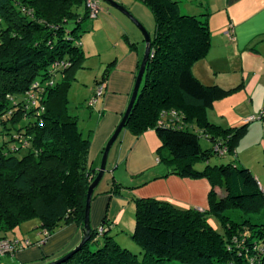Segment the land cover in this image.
<instances>
[{
    "label": "trees",
    "instance_id": "obj_1",
    "mask_svg": "<svg viewBox=\"0 0 264 264\" xmlns=\"http://www.w3.org/2000/svg\"><path fill=\"white\" fill-rule=\"evenodd\" d=\"M88 1L0 0V239H18L11 234L29 221H36L40 235L47 231L51 236L71 224L83 227L87 192L98 173L89 159V136L68 113V96L86 59L75 32L90 18ZM137 1L152 11L155 30L125 129L134 137L154 130L161 143L159 161L171 174L207 179L208 209L181 210L155 199H134L131 238L142 249L141 257L109 235L105 217L92 228L90 240L61 264H264V219L258 217L264 191L258 180L235 162L208 163L219 156L218 146L232 153L248 125L225 129L207 119L217 101L240 89L204 85L192 72L212 46L210 14H183L175 0ZM57 64L67 66L56 69ZM113 66L106 67L98 86ZM202 137L210 149H202ZM198 161L207 163L203 170H195ZM123 187L113 181L110 192ZM218 187L225 196H219Z\"/></svg>",
    "mask_w": 264,
    "mask_h": 264
},
{
    "label": "crops",
    "instance_id": "obj_2",
    "mask_svg": "<svg viewBox=\"0 0 264 264\" xmlns=\"http://www.w3.org/2000/svg\"><path fill=\"white\" fill-rule=\"evenodd\" d=\"M119 1L124 8L134 15L133 7L138 3L137 0ZM181 3L185 5V8ZM181 3L180 10L183 14L200 16L203 13H209L210 31L222 33L219 39L223 48L214 55L218 59L213 56L215 52H213L212 45L206 61L204 59L192 66L194 76L201 83H207V80L208 82L211 81L209 77H212V75L216 77L221 72H227V66L220 64L221 62L213 64V60L219 61L225 54L231 53L236 55L239 52L257 53L254 47L255 40L261 38L262 41L264 39V0H185ZM103 13L106 18L110 15V12L105 9ZM134 16L137 17L136 14ZM137 19L141 20L139 17ZM144 22L141 21L148 30H151L148 27L149 25ZM119 33L123 37H120ZM153 33H150L151 38ZM115 34L116 36L119 35L120 40L113 47L110 62L103 63L102 61L101 63V69L103 68L104 71L106 69L104 65L108 67L109 64L114 63V66L104 83L101 98L92 108L91 113L93 114L90 115V118L97 117L96 122L92 129L87 130V134H85V129L82 130L83 136H89V159L95 170L100 166L105 145L115 132L128 107L144 55L143 45L135 32H130V34L129 32H115ZM121 38H126L128 43L125 39L122 42L123 39L121 40ZM211 57L215 59H211ZM231 64H228V66L233 68L234 72L238 70L244 72L242 63L240 66L235 65V63L231 66ZM243 79L244 84L248 85L247 89L250 95L255 92L258 86L264 85V76L260 73L254 75L250 71H246ZM215 82L223 85L218 78ZM252 100L253 96L250 98V101ZM247 123L249 124L245 120L243 125ZM261 125L263 130L261 129L260 134L255 138V142L260 141L264 145V119L261 120ZM151 133V130H149L140 137H134L127 129L122 131L109 154L107 172L105 173V176L107 174V184L114 181L126 186L133 200L136 198L155 199L169 203L181 210H207L208 194L211 190L210 182L207 179L196 180L171 174L170 169L164 167L156 156V150L159 148ZM145 175H149V177L142 178ZM256 179L258 180L257 177ZM139 180L140 182H138ZM136 182L138 183L136 184ZM259 185L264 191L260 183ZM98 195L95 200V202L97 201L96 205L91 210V226L93 229L98 228L106 217L105 210H102L106 194ZM122 214L124 212L119 211V214L116 213L112 217V221L119 223V219L124 216ZM41 237L42 235L37 236L35 238L36 243L29 248L18 250L14 255L5 256L7 258L6 262H11L10 264H46L64 256L78 246L82 240V232L77 225L71 224L59 229L44 243L37 245ZM18 240L20 239L18 238ZM44 258L46 259L43 260Z\"/></svg>",
    "mask_w": 264,
    "mask_h": 264
},
{
    "label": "rangeland",
    "instance_id": "obj_3",
    "mask_svg": "<svg viewBox=\"0 0 264 264\" xmlns=\"http://www.w3.org/2000/svg\"><path fill=\"white\" fill-rule=\"evenodd\" d=\"M113 1L119 4L124 11H128L120 4L119 0ZM177 1H180V6V3L184 2L185 0ZM137 2L138 3L133 7V13L134 15L136 14L141 20H138L137 17L129 11L128 13L132 19L122 11L111 7L104 2H101L102 11L100 15L95 19L88 18L75 32L80 37L79 39L81 41L82 50L85 52L84 55L86 59L83 62V66L75 73V80L72 83L68 96V113L70 116L77 118L80 130L85 129V134H87L88 129L93 128L97 119L95 116L90 118V115L93 114L91 113L93 107H89V101L94 97L95 91L98 87V82L102 79V73L104 70L103 68L101 69V63L102 61L103 63L110 62L113 47L120 40L118 36L120 35V37H123L121 33L116 36L115 32H129V34L130 32H135V34L139 36L141 44L143 45V53L145 51L144 36L142 31L136 26L133 20L139 22L149 34L154 32L155 18L152 11L141 2ZM181 5L185 8L183 3H181ZM104 9L107 12H110L109 14L111 16L109 15L106 18L103 13ZM85 11L86 9L84 6L78 9V12L81 15H84ZM141 21H145L144 23L149 25L148 27L151 30H148L146 26L141 23ZM70 29H73V26H70ZM211 33L213 38V52H215L212 54L214 56L217 54V51L222 50L223 48L219 39L221 38L220 36L222 33ZM124 39L127 42L126 38H121L122 42H124ZM260 39L258 38L255 40L254 47L257 53L253 52L250 54L248 52H239L237 55L231 53L225 54L223 58H221L222 56H219L221 58L219 61L213 60V64H218L221 62L220 64L227 66V72H221L220 74H217L216 77L212 75V77H209L211 78V81L209 80L208 82L207 80L208 84H204L217 85L225 89H235L236 87L240 86L238 91L220 101H217L214 107L207 111V119L210 122L226 129L230 127H241L243 126L244 121L250 118L257 119L251 123L249 122L246 133L241 137L240 141H238L232 153H229L225 157L213 156L210 158L208 163L211 166H215L235 162L239 166L246 167L256 175L259 183L264 189V145H262L258 140V142H255V138L260 134L261 129L263 130L261 120H259V118L262 110L264 109V85L258 86L255 89V92L250 95L249 90L247 89L248 85L244 84L243 79L244 73H246V71H250L251 74L253 73L254 75H258L260 73V75L264 76V39L262 41ZM214 57L217 58L216 56ZM215 58L211 57V59ZM234 63L235 65L237 64L239 66L242 63L244 72L242 73L240 70L234 72V69L228 66V64H231L232 66ZM104 67L106 68V65H104ZM216 78H218V80L223 85L216 83ZM252 96L253 100L250 101ZM151 132L155 143L158 144L157 147L160 149L161 143L155 131L151 130ZM84 137H86V135ZM3 139L4 138L0 137V143H2ZM200 145L204 150L211 148V143L203 137L200 138ZM158 150H156V156L160 158L161 154H159ZM162 155L167 156V151L164 150ZM162 164L164 167L169 168L165 163ZM206 165V162L198 161L194 168L195 170H203ZM148 177L149 175H145V177L142 178L146 179ZM106 180L107 174L106 176L104 175V178L96 190L95 196L92 200L91 210H93L96 205L97 201L95 202V200L99 196L98 194L109 192L106 194V198L104 199L103 203L104 206H102V210H105V216L110 221L111 231L109 232V235L113 236L115 241L122 248H126L135 254H139L141 257L142 249L136 245V243L131 238L136 223L134 211L136 208L135 200L137 198L133 200L129 190L126 187H123L120 190V193L113 194L110 192L112 189L111 182H109L110 184H107ZM140 180L138 182H140ZM138 182H136V184ZM216 192L220 197L225 196V192L220 187L216 188ZM119 211L124 212V214H122L124 215L123 218L119 219V223L113 222L112 217H114L116 213L119 214ZM260 216H262L264 219V209L258 217ZM210 223L215 229L221 231V226L217 219L211 218ZM36 224V221L23 223L13 234H11V236L18 237L19 239L30 240L32 244H35V238L39 236V233L41 232L40 229H35ZM103 242V237H99V245L103 244ZM96 248L97 247L95 245L92 247V249ZM6 260V257L0 258V264L11 263L6 262Z\"/></svg>",
    "mask_w": 264,
    "mask_h": 264
},
{
    "label": "water",
    "instance_id": "obj_4",
    "mask_svg": "<svg viewBox=\"0 0 264 264\" xmlns=\"http://www.w3.org/2000/svg\"><path fill=\"white\" fill-rule=\"evenodd\" d=\"M100 2H104L111 7H114L123 13L127 14L128 16L129 13L128 11H124L123 8L117 4L113 0H99ZM131 18V16H130ZM132 19V18H131ZM136 24V26L142 31V34L144 36V41H145V51L144 55L142 58V61L140 63L139 71L136 77L135 85L133 88V92L128 104V107L122 117L121 122L117 126L115 132L111 136V138L108 140L107 144L104 147L103 154H102V159L99 168L97 169V175L95 179L92 181L91 185L89 186L88 192H87V200H86V206H85V213H84V222H83V227L81 229L82 232V240L76 246L72 251H70L67 255H65L63 258L53 261L49 264H61L68 260L72 255L77 253L89 240L91 237V231H92V226H91V220H90V213H91V205H92V200H93V195L95 190L98 188L99 184L101 183L102 179L104 178L105 173L107 172V162L109 158L110 151L115 144V142L118 140L120 134L122 131L125 129L128 118L130 117L131 111L133 109L134 104L136 103V100L139 95V91L142 85V81L145 75L146 67L149 61V57L151 54V49H152V38L151 35L144 29V27L137 22L136 20H133Z\"/></svg>",
    "mask_w": 264,
    "mask_h": 264
},
{
    "label": "built area",
    "instance_id": "obj_5",
    "mask_svg": "<svg viewBox=\"0 0 264 264\" xmlns=\"http://www.w3.org/2000/svg\"><path fill=\"white\" fill-rule=\"evenodd\" d=\"M86 7L88 11L90 12V18L95 19L98 17V15L101 12L100 8V1L99 0H89L86 3ZM67 65L65 64H57L56 69H62L65 68ZM104 90V84L99 85L95 91L94 97L89 101V106L93 107L98 99L102 96ZM33 104H35V98L32 97ZM174 116V114L172 115ZM260 119V118H259ZM257 120L256 118H250L247 120V122H253ZM16 144V143H13ZM22 145L24 147L27 146V142L24 140L22 142ZM215 152L221 156L225 157L227 155V149H221L219 146L216 147ZM43 239H41L37 245H40L44 243L46 240L50 238V234L47 231H44L43 234ZM33 244L31 243L30 240H18V239H0V258L8 256V255H14L18 250L26 249L32 246Z\"/></svg>",
    "mask_w": 264,
    "mask_h": 264
}]
</instances>
